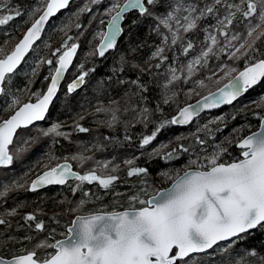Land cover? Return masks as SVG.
Returning <instances> with one entry per match:
<instances>
[{"label":"trees","instance_id":"obj_1","mask_svg":"<svg viewBox=\"0 0 264 264\" xmlns=\"http://www.w3.org/2000/svg\"><path fill=\"white\" fill-rule=\"evenodd\" d=\"M172 1L176 0H157L155 5H146L151 15L129 13L125 17L124 30L116 48L103 58L95 54L96 45L111 14L108 10L116 0H97L96 3L92 0H72L50 20L42 37L25 58L49 40L39 74L30 86L32 91L43 93L60 54L53 53L57 48L63 51L62 46L66 41L68 46L77 43L79 49L65 81L82 72L88 75L83 86L72 93L62 86L45 119L20 131L9 148L13 162L0 170V219L4 220L0 224L1 256L10 257L29 251H35L39 258L47 256L52 248L37 245L41 242L53 244L65 233L66 226L76 212L141 207L138 201H131L129 197L139 194L141 200H146L159 189L168 186L189 167L207 166L206 158L221 148L226 151L220 154L218 163L241 158L242 150L237 147V142L256 130L264 116V104L259 109H253L255 104L264 101V80L233 104L205 113L187 127L165 124L153 141L142 146L143 138L151 135L162 123L170 121L182 105L218 88L247 64L264 59V37L255 41L253 49H248V55L240 56L237 53L239 59L232 58L231 52L234 49L227 47L233 34L241 35V41H232L238 46L247 38L249 24L255 25L258 22L255 16L246 19L241 12H236L232 24L226 23L225 17L230 11H235L229 5L246 8L241 0H220L219 4L216 0H179L187 3V9L194 5L200 12L207 7H212L213 11L205 13L197 21L195 29L184 32L181 28L175 44L171 43L172 32L177 29L174 20L170 21L171 30L159 22V18L174 12ZM46 2L0 0L2 17L9 14L13 16L6 23V28L20 37V30L24 27L17 31L21 26L19 22L23 18L32 22ZM17 11L20 13L18 16L15 15ZM259 31L261 29H257V33ZM215 32L217 44L212 45L208 37ZM222 32H227L228 36L225 37ZM164 36L169 38L167 43L163 40ZM189 42L193 47L185 52ZM14 43L12 41L8 45L0 58L10 52ZM161 47L164 48L161 55L166 57L163 60L160 56H153ZM209 47H212V52L201 59L200 65L195 66L189 75L188 64L201 57ZM49 59L53 61L51 65L46 63ZM24 61L18 69L24 65ZM172 69L176 70L178 77L174 81L171 80ZM230 69L235 71L225 75ZM223 70L225 73L218 79L213 78V83H198ZM8 78L3 86H8ZM30 92L25 101L36 99L33 92ZM251 104L253 108L249 109ZM57 122L64 123L61 131L67 137L44 135ZM77 124L89 131H78ZM39 127H43V135ZM197 137L203 141L202 144ZM41 150H46V161H49L47 167L67 157L73 168L81 174L96 169L98 175L110 174L118 179L108 189L100 186L98 181L81 184L72 180L61 187L48 186L42 190L29 191L28 182L31 177L20 182L22 170ZM168 153L172 155L169 157L166 155ZM79 155L91 159L83 162L72 159ZM129 160L133 162L131 165L126 163ZM190 161H197V164L192 165ZM104 163H108L107 169L100 167ZM132 167L145 168L147 173L128 176ZM15 179L19 181L17 184H13ZM77 184L80 187L74 192ZM82 200L86 203L84 206L80 204ZM98 206L105 209L98 210ZM29 214L35 219H25ZM37 223H42L43 228L37 229ZM177 264H264V228L251 230L235 243L231 240L221 242L209 251L192 254Z\"/></svg>","mask_w":264,"mask_h":264},{"label":"snow or ice","instance_id":"obj_2","mask_svg":"<svg viewBox=\"0 0 264 264\" xmlns=\"http://www.w3.org/2000/svg\"><path fill=\"white\" fill-rule=\"evenodd\" d=\"M92 2L96 3L97 0ZM156 3L157 0H123V3L116 0V3L108 10L112 14L107 22V30L99 34L101 39L95 54L103 57L109 50L116 48L118 37L124 30L122 22L126 13L138 10L141 16L151 15L146 5L151 6ZM216 3L219 4L220 0H216ZM241 4L246 5V8H241L240 5L228 6L230 9L235 8V11H230L225 17L226 23L232 24L236 12H241L246 19L255 16L258 22L255 25L249 24L247 38H244L238 46L232 41H241L240 34H233L228 40L227 47L234 49L231 57L236 59L240 58L237 53L240 56L248 55V49H253L255 41L264 37V0H241ZM68 5L69 0H47L43 14L31 24L11 53L0 59V92L4 91L3 85L6 78L14 72L25 53L40 38L48 19ZM183 7L178 0L175 11L178 12ZM85 10L87 9H82V11ZM187 11L188 14L182 18L183 24L172 12L159 18V22L170 30L172 28L170 21L175 20L177 29L172 32V44L177 42L181 28L184 32L195 29L197 21L205 13H211L213 8L207 7L199 15H194L197 11L195 7H190ZM15 15L18 16L20 13L17 11ZM12 18L11 14L0 18V25ZM76 27L79 28L80 25L77 24ZM257 29L261 31L257 33ZM254 33H256L255 37ZM222 35L227 37L228 33L222 32ZM68 39L71 40L72 37ZM168 39V36L163 37L165 43ZM208 39L211 40L212 45L217 44L214 35L209 36ZM62 47L66 50L61 51V48H57L53 53V55L60 54L56 60L54 74L50 76L51 83L46 93L42 95L33 93L36 97L35 103L23 104L8 119L0 121V166H7L13 162L9 145L13 143L17 130L45 118V113L57 94L58 85L71 65L78 45L73 43L68 46L66 41ZM192 47L193 45L189 42L184 51L187 52ZM163 52V47L158 48L153 56H160L162 60L166 59L161 55ZM210 52L212 47L188 64L189 75L192 74L195 66L200 65L201 59L206 58ZM46 63L51 65L53 61L49 59ZM232 71L235 69H230L225 75H229ZM175 72L176 70L172 69V81L178 79ZM87 75V72H82L68 85V92L72 93L80 87ZM262 80H264V59L246 65L245 69L229 80L224 87L218 88L215 93H209L195 105L189 104L180 108L177 116L162 123L151 135L145 136L142 146L153 141L165 124H188L200 111L216 108L221 104H231ZM198 83L203 85V81ZM167 102L166 100L165 103ZM14 103L19 101L16 100ZM104 110L97 109V111ZM144 113L146 119L147 109ZM59 127L56 124L52 125L44 132V135L55 134L67 137L66 133L59 131ZM76 129L80 132L89 131L79 124L76 125ZM197 139L199 141L198 137ZM199 143L202 144L203 141ZM238 147L242 149L240 159L231 163H218L220 154L226 151L221 148L219 152L206 158L207 166L189 167L183 175L175 178L170 188L160 189L146 200H141L139 194L129 197L131 201H138L142 205L139 208L76 216L68 227V236L64 240H58L54 244L41 242L37 245V247L55 249L54 254L49 257L41 260L35 251H29L24 255L11 258L0 257V264H177L190 254L212 249L220 241L231 240L235 243L251 230L258 227L264 228V118H261L259 130L243 138ZM184 150L187 151V149ZM166 155L170 157L172 153ZM72 159L83 162L91 157L79 155L73 156ZM126 163L131 165L133 162L129 160ZM190 164L196 165L197 161H190ZM100 167L107 169L108 163ZM112 170L115 171V168ZM146 173L145 168L132 167L128 171V176ZM69 179L79 181L81 184L98 181L100 186L108 189L118 177L110 174L98 175L96 169L80 174L73 171L66 157L62 164L46 166V170L31 181V189L35 191L47 185H64ZM79 187L80 184H77L73 191L75 192ZM84 203L83 200L80 202L81 205ZM25 219L34 220L35 217L29 214ZM3 223L4 220L0 219V224ZM36 228L42 229L43 224L37 223ZM252 254L255 255V253Z\"/></svg>","mask_w":264,"mask_h":264},{"label":"rangeland","instance_id":"obj_3","mask_svg":"<svg viewBox=\"0 0 264 264\" xmlns=\"http://www.w3.org/2000/svg\"><path fill=\"white\" fill-rule=\"evenodd\" d=\"M177 2L178 0L172 1L171 5L173 7H176L175 4H177ZM0 18H2V11H0ZM19 23L21 24V26H19L16 30L18 31L20 30L21 27H24L20 30V33H23L25 28L28 26L29 21L27 20V18H23ZM5 25L6 23L3 25H0V55L8 48V45L12 41L16 42L19 37V35H16L15 32L13 31L10 32L9 28L8 27L6 28ZM49 27L51 29V26ZM212 35L216 37L217 33L216 32L212 33L211 36ZM46 45H49V40H47L46 43L43 44V46L40 49L35 50L33 54L24 61V65L20 69H17L14 73L10 74L12 76H10L7 79L8 86H3L4 91L2 92L1 97H0V120L5 118V116L9 115L20 104L24 103L25 100L28 99V96H29L28 94L30 91L33 93L36 92V91H32L30 86L33 80L36 79L39 74L38 71L40 69V64L45 56V46ZM224 73L225 72L223 70L221 71L220 74H216V76L209 77L207 80L205 81L202 80V81L205 83H213L214 82L213 78L218 79V77H221V75ZM16 100H18L19 103H14V101ZM263 104H264V101H260V103L255 104V108H253L252 104L249 105L248 108L249 109H252V108L259 109V107H261ZM55 124L60 126L59 131H61V129L63 128L62 126H64L63 125L64 123L57 122ZM39 129L40 127L38 128V130ZM40 133L43 135V127L40 129ZM22 144H23V141L21 143V146ZM46 160H48L46 157V150L39 152L35 157H33V159L31 160V163H29L23 170V171H27V174H24L22 177H20V182L26 181L27 178L31 177V175L35 174L39 170L43 169V167L47 166L49 161H46ZM15 180L13 181V184H17L19 182ZM96 209L102 210L105 208L102 206H98L96 207Z\"/></svg>","mask_w":264,"mask_h":264},{"label":"water","instance_id":"obj_4","mask_svg":"<svg viewBox=\"0 0 264 264\" xmlns=\"http://www.w3.org/2000/svg\"><path fill=\"white\" fill-rule=\"evenodd\" d=\"M72 0H69V3L71 2ZM123 3V2H122ZM46 7V5L44 6V8ZM44 8L42 9V11L39 13V15L26 27V29L24 30V32L22 33V35H21V37L17 40V42L14 44V46H13V48H12V50L15 48V46H16V44H18L19 42H20V40L23 38V36H24V34L27 32V30H28V28L29 27H31V24L32 23H34L35 22V20L36 19H38L39 18V16L40 15H42L43 14V11H44ZM62 10H64V9H61L60 11H62ZM59 11V12H60ZM133 11H138V10H133ZM59 12H57L54 16H56ZM127 14V13H126ZM125 14V15H126ZM54 16H52V17H50L49 19H48V21L45 23V25H44V29H45V27L47 26V24H48V22L54 17ZM109 19H110V17H109ZM108 19V20H109ZM108 22V21H107ZM124 22V21H123ZM123 22H122V25H123ZM44 29H43V31H44ZM107 30V23H106V25H105V29H104V31H106ZM43 31L41 32V35H40V38H41V36H42V34H43ZM121 35H122V33H121ZM121 35L118 37V40H119V38L121 37ZM39 38V39H40ZM38 39V40H39ZM38 40H36L34 43H33V45H32V47L38 42ZM99 43H100V40H99V42L97 43V46H96V49H97V47H98V45H99ZM75 44H77V43H75ZM78 45V44H77ZM32 47L28 50V52H26L25 53V55H24V58L28 55V53L30 52V50L32 49ZM78 49H79V46L77 47V51H76V54H75V56L73 57V59H72V63H73V61H74V59H75V57H76V55H77V52H78ZM11 50V51H12ZM66 50V49H65ZM113 50V49H112ZM112 50H109L105 55H107L109 52H111ZM11 51L8 53V54H10L11 53ZM64 51V50H63ZM97 57L98 58H103V57H100L99 55H97ZM4 58V57H3ZM24 58L21 60V62H20V64L23 62V60H24ZM2 59V58H1ZM260 60V59H259ZM259 60H256V61H254V62H252V63H250V64H248V65H251V64H253V63H255V62H257V61H259ZM72 63H71V65H72ZM20 64H18L17 65V67H16V69L19 67V65ZM71 65L69 66V68L71 67ZM57 65H55V67H56ZM245 67L246 66H244L242 69H240L233 77H235V76H238L239 75V73L241 72V71H243L244 69H245ZM69 68H68V70H69ZM15 69V70H16ZM55 69V68H54ZM14 70V71H15ZM68 70L65 72V74H64V76H63V78L61 79V81H60V83H59V85H58V91H57V94H58V92H59V90H60V87H61V84H62V82H63V80H64V78H65V76H66V73L68 72ZM52 74H54V71L52 72ZM81 75V74H80ZM79 76V75H78ZM77 76V77H78ZM77 77H75V78H73L70 82H68L67 83V85H66V89L68 90V85L69 84H71ZM232 77V78H233ZM232 78H230L229 80H231ZM229 80L227 81V82H225L224 84H222L220 87H218V88H222V87H224V85H226L228 82H229ZM51 83V79L49 80V83H48V85H47V87H46V89H45V91L43 92V93H46V91H47V88H48V86H49V84ZM260 82H258V84H259ZM83 86V84L80 86V87H78L77 89H80L81 87ZM254 87V86H253ZM217 88V89H218ZM76 89V90H77ZM217 89H214V90H212V91H210V92H208V93H206V94H204V95H202V96H200L199 98H197V99H195V100H193V101H191V102H189V103H187V104H185V105H183V106H181L180 108H183V107H185V106H187V105H189V104H193V105H195L196 104V102L198 101V100H202V98L203 97H205V96H207L209 93H215L216 92V90ZM75 90V91H76ZM74 92V91H73ZM42 93V94H43ZM247 93V92H246ZM246 93H244V94H242L240 97H242V96H244ZM0 94H1V92H0ZM41 94V95H42ZM57 94H56V96H57ZM56 96L54 97V99H53V101L55 100V98H56ZM240 97H238L237 99H239ZM236 99V100H237ZM236 100H234L232 103H234ZM53 101L51 102V104L49 105V108H50V106L52 105V103H53ZM36 102V100H34V101H29V102H25V103H35ZM25 103H23V104H25ZM231 103V104H232ZM23 104H21L19 107H21ZM231 104H221L219 107H216V108H212V109H204V110H202V111H200L199 112V114L197 115V116H195L194 118H193V120L191 121V122H189L188 124H185V125H177V124H173V125H175V126H177V127H186V126H189L197 117H199L200 115H202V114H204V113H207V112H212V111H217V110H220V109H222V108H224V107H226V106H229V105H231ZM18 107V108H19ZM18 108L17 109H15V111L16 110H18ZM49 108H48V110H49ZM179 108V109H180ZM179 109H178V111L174 114V116H177L178 115V112H179ZM14 111V112H15ZM14 112L12 113V114H14ZM11 114V115H12ZM46 114H47V112L45 113V116H46ZM11 115H9L7 118H5V119H8ZM173 116V117H174ZM262 118H264V117H262ZM5 119H3V120H5ZM3 120H1V121H3ZM40 121H42V120H39V121H34L33 123H36V122H40ZM32 123V124H33ZM260 123H261V119H260ZM260 123H259V125H260ZM28 126H30V125H28ZM28 126H26V127H28ZM26 127H21V128H26ZM20 129V128H19ZM18 129V130H19ZM17 130V131H18ZM259 130V126H258V128L255 130V131H258ZM255 131H252V132H255ZM251 132V133H252ZM251 133H249V134H247V135H245L243 138H245L246 136H248V135H250ZM15 136V135H14ZM243 138H241L239 141H238V143H237V147H238V144H239V142L243 139ZM10 146V145H9ZM239 148V147H238ZM241 158H242V156H241ZM233 162V161H232ZM62 163H64V161H62V162H59L58 164H62ZM68 163H70L69 161H68ZM228 163H231V162H228ZM71 164V163H70ZM72 165V164H71ZM186 170H188V169H186ZM185 170V171H186ZM45 171V170H44ZM73 171H75L74 169H73ZM185 171H183L181 174H179V175H183V173L185 172ZM43 172V171H42ZM41 172V173H42ZM76 172H78V171H76ZM41 173H39V174H41ZM38 175V174H37ZM37 175L32 179V180H34V179H36V177H37ZM31 180V181H32ZM69 180H73V179H69ZM175 180V179H174ZM173 180V181H174ZM173 181L168 185V186H166V187H164V188H161V189H165V188H170L171 186H172V183H173ZM48 186H53V185H47V186H44V187H42V188H39V189H37V190H42V189H44V188H46V187H48ZM55 186H60V185H55ZM28 189H29V191H33L32 189H31V182L29 183V187H28ZM37 190H35V191H37ZM160 190V189H159ZM153 195V194H152ZM149 198V197H148ZM147 198V199H148ZM128 209H130V208H126V209H121V210H116V211H125V210H128ZM101 212V211H100ZM109 212H112V211H109ZM92 213H96V212H92ZM88 214H90V213H88ZM78 215H87V214H77L76 216H78ZM76 216H74V218L72 219V220H74L75 219V217ZM70 226V225H69ZM68 226V227H69ZM68 227H67V229H68ZM68 236V235H67ZM66 236V237H67ZM66 237H64V238H62V239H59V240H64ZM220 242H224V241H220ZM220 242H218V244L220 243ZM210 249H208V250H206V251H209ZM205 251V252H206ZM202 253H204V252H202ZM24 254H26V253H24ZM24 254H21V255H24ZM194 254H198V253H194ZM190 255H192V254H190ZM0 257H2V256H0ZM13 257V256H12ZM4 258H11V257H4Z\"/></svg>","mask_w":264,"mask_h":264},{"label":"flooded vegetation","instance_id":"obj_5","mask_svg":"<svg viewBox=\"0 0 264 264\" xmlns=\"http://www.w3.org/2000/svg\"><path fill=\"white\" fill-rule=\"evenodd\" d=\"M180 3H182L183 4V8L180 10V11H175V9H174V15L177 17V18H179L180 20H181V24H183L184 23V21H183V16H185V15H187L188 14V11H187V3L186 2H180ZM176 6V5H175ZM192 7H194V5H192ZM176 8V7H175ZM132 12H138V11H131V12H129V13H132ZM129 13H127L126 15H125V17L129 14ZM200 14V11H196L195 13H194V15H199ZM200 20V19H199ZM124 21H125V19H124ZM174 22H175V20H174ZM176 23V22H175ZM123 24H124V22H123ZM122 27H123V25H122ZM118 42H119V40H118ZM118 42H117V44H118ZM72 79V78H71ZM71 79H69V80H71ZM69 80H66L65 82H63L62 83V85H61V87L63 86V87H65L66 86V84H67V82L69 81ZM17 108V107H16ZM15 108V109H16ZM14 109V110H15ZM34 125V124H33ZM33 125H30L29 127H27V128H23V129H28V128H30L31 126H33ZM23 129H19L17 132H16V135H15V137H14V139H13V142H14V140L16 139V137H17V135L19 134V133H21L20 131H22ZM42 151V150H41ZM41 151H38V152H41ZM2 167H4V166H1L0 167V170H1V168ZM73 167V166H72ZM74 169V168H73ZM44 170V169H43ZM75 171H78V170H76V169H74ZM42 171V170H41ZM41 171H39L38 173L36 172L35 174H33V175H31V178H30V180H29V182H28V185H29V183L31 182V180L37 175V174H39ZM79 172V171H78ZM80 173V172H79ZM24 174H27V171H23L22 170V175H21V177L24 175ZM81 174V173H80ZM74 180V179H73ZM69 181H72V180H69ZM68 181V182H69ZM65 185V184H64ZM53 186H55V185H53ZM61 186H63V185H60V186H57V187H61ZM111 211V210H110ZM112 211H116V210H112ZM93 212V211H92ZM92 212H90V211H88V212H77V213H75L74 214V216H76L77 214H88V213H92ZM96 212V211H95ZM102 212H109V211H102ZM74 216L72 217V219L74 218ZM72 219H71V221L69 222V224L66 226V229H65V233L62 235V236H60L59 238H57L54 242H53V244L56 242V241H58L59 239H62V238H64V237H66L67 235H68V232H67V227L71 224V222H72ZM54 252H55V249H53L52 248V252L49 254V255H47V256H44V257H40V259L42 260V259H44V258H46V257H49L50 255H52V254H54ZM21 254H24V253H20V254H16V255H13V256H17V255H21ZM1 256V255H0ZM2 257H4V256H2ZM10 257H12V256H10Z\"/></svg>","mask_w":264,"mask_h":264},{"label":"bare ground","instance_id":"obj_6","mask_svg":"<svg viewBox=\"0 0 264 264\" xmlns=\"http://www.w3.org/2000/svg\"><path fill=\"white\" fill-rule=\"evenodd\" d=\"M175 179V178H174ZM200 255V254H199Z\"/></svg>","mask_w":264,"mask_h":264}]
</instances>
